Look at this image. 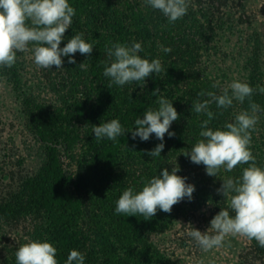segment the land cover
Masks as SVG:
<instances>
[{"label":"trees","instance_id":"obj_1","mask_svg":"<svg viewBox=\"0 0 264 264\" xmlns=\"http://www.w3.org/2000/svg\"><path fill=\"white\" fill-rule=\"evenodd\" d=\"M192 1L204 8L206 0ZM68 2L76 14L60 47L73 35L82 33V38L94 45L93 51L91 56L75 53L72 58L76 64H69V57H62L63 70L71 87L59 106L48 107L32 98L26 100L29 128L43 145L45 160L35 176L25 179L18 190L0 200V221L36 220L32 240L52 243L57 248L58 264H65L73 249L84 254V264H171L152 249L150 240L154 234L170 228L180 204H175L171 213L158 209L149 220L141 215L116 214L115 207L124 190L128 187L137 192L142 190L144 183L165 167L169 171L179 167L177 175L185 177L186 183L190 172H199L202 190L220 188L225 177H240L236 168L225 174L220 171L217 177L209 176L204 165L194 164L183 155L201 139L200 123L207 119L191 110L197 99L207 98L199 97L198 93H223L203 78L200 51L204 44L199 41L202 33L196 28L198 22L191 23L195 30L191 37L187 31L188 20L182 18L169 24L167 18L146 5L145 0ZM239 2L242 4L244 0ZM186 15L194 16L195 12L188 8ZM133 42L142 44L143 51L138 53L141 58L160 59L163 71L152 74L145 82L123 87L113 84L109 89L110 78L103 75L105 65L110 66L111 62L105 45L131 46ZM162 46L171 48V52L165 53ZM81 63L87 65L86 70L79 68ZM18 68V62L11 68H0V77H8L17 85ZM255 69L253 67V74H256ZM248 84L253 88L259 86L253 75ZM157 88L160 93L153 96ZM160 95L172 102L180 118L169 129L175 136L169 138L166 133L161 156L152 158L146 150L154 149L161 141L154 134L148 141H141L139 137L133 140L130 130L149 107L158 108L156 101ZM261 98L258 91L253 96L254 102L263 106ZM243 103L249 108L247 99ZM231 109L217 108L213 103L210 110L215 118L209 127L223 129ZM111 119L120 121L125 135L116 141L107 138L96 141L93 125L99 126ZM66 155L75 161L77 170L74 172L66 166ZM208 199L212 198L208 196ZM217 206L234 215L226 206V198L217 202ZM251 241L254 253L264 258V248L254 239Z\"/></svg>","mask_w":264,"mask_h":264},{"label":"clouds","instance_id":"obj_2","mask_svg":"<svg viewBox=\"0 0 264 264\" xmlns=\"http://www.w3.org/2000/svg\"><path fill=\"white\" fill-rule=\"evenodd\" d=\"M152 9L159 10L167 18L169 24L182 19L188 12L189 0H145ZM76 10L68 0H0V68L13 67L17 62V53L29 50L33 52L34 63L38 68H63L62 57H69V64H76L75 53L91 56L94 45L83 39V34L73 35L61 48L65 32L72 24ZM110 66L104 67L103 75L110 78L108 88L113 84L123 87L133 82H141L152 74L163 71L160 59L141 58L142 44L133 42L131 46L113 43L105 45ZM165 53L171 48L162 46ZM86 70L87 65H78ZM218 85L213 84L216 88ZM229 89L231 91H229ZM264 94V87H251L246 82L234 80L223 90L221 95L212 91H201L191 110L207 117L200 123L202 129L199 139L190 151L183 155L191 162L204 165L206 174L217 177L221 169L232 172L238 165H248L243 168L238 178L225 177L217 189V193L228 198V209H221L210 221V228L201 232L195 228L188 233L198 246L205 252L223 247L228 236L246 237L255 240L264 248V168L256 163V157L251 151L252 132L258 123V113L264 111L254 102L256 92ZM160 93L159 88L152 92L153 96ZM247 99L249 110L235 116L234 122L226 123L223 129H212L210 122L215 114L210 106L215 103L217 108L227 109L233 101L243 103ZM158 108L149 107L143 118L135 120V127L130 130L131 138L148 141L153 134L161 141L146 154L152 158L160 157L165 145V134L169 138L175 132L169 131L172 123L180 118L173 104L162 95L156 101ZM222 114V113H221ZM95 140L107 138L116 141L125 135V129L118 119H111L93 125ZM128 132V131H127ZM179 167L163 168L159 175L148 179L140 191L128 187L116 201L115 213L126 216L141 215L145 220L153 218L157 210L171 213L172 207L185 197L192 199L194 185L186 183V178L177 175ZM57 248L48 241L30 240L19 246L15 252L16 264H58ZM85 256L78 250H70L65 264H84Z\"/></svg>","mask_w":264,"mask_h":264},{"label":"rangeland","instance_id":"obj_3","mask_svg":"<svg viewBox=\"0 0 264 264\" xmlns=\"http://www.w3.org/2000/svg\"><path fill=\"white\" fill-rule=\"evenodd\" d=\"M203 7L189 0V9L195 15L183 17L189 23V36L195 34L193 22H198L196 28L202 33L199 41L204 44L200 51L203 78L212 85L217 84L215 89L221 92L234 80L250 83L252 75L264 87V0H244L242 4L239 0H206ZM31 47L30 44L28 51L17 53V85L8 77H0V200L18 190L25 179L35 176L45 160L44 147L29 128L26 100L32 98L48 107L59 106L71 87L63 68H38ZM261 97L263 106H260L264 109V94ZM231 108L228 123L234 122L240 112L249 110L235 100ZM258 116L251 151L257 165L264 168V111ZM64 160L68 170H77L69 156ZM245 167L248 165L236 167L240 176ZM221 173L227 172L221 169ZM198 174L190 172L188 177L187 183L195 187L192 199L185 197L179 202L180 209L170 228L152 236V249L171 264H264V258L254 253L252 241L246 237L228 236L223 247L205 252L188 235L192 228L202 233L210 228L211 219L220 211L217 202L224 198L217 193L218 188L202 190ZM35 224L37 221L32 218L0 221V264H16L15 252L32 240Z\"/></svg>","mask_w":264,"mask_h":264}]
</instances>
